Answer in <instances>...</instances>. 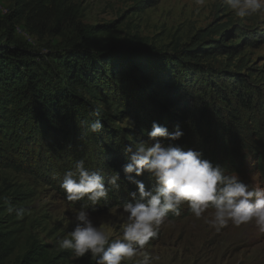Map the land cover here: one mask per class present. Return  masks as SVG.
<instances>
[{"label": "rangeland", "instance_id": "374dc122", "mask_svg": "<svg viewBox=\"0 0 264 264\" xmlns=\"http://www.w3.org/2000/svg\"><path fill=\"white\" fill-rule=\"evenodd\" d=\"M13 1L0 0V39L3 33L1 25L3 22L9 25L6 16L13 7ZM69 1L78 5L84 25L103 28L100 44L109 48L108 53L121 54L119 51L124 46L164 53L166 56L158 57L168 61L175 76L173 84L177 85H170L168 92L164 90V84L156 87L147 85L150 91L142 88L148 99V107H151L146 113V129L142 132L135 118L145 112L130 115L126 107L114 104L118 98L124 101L122 90L113 94L112 89L107 88L108 96L98 95L104 101L95 100L83 90H77L72 95V108L62 133L55 131L46 136L34 112L28 110L26 104L21 106L20 102H13L8 92L0 94V217L4 214L3 225L9 227L5 231H13V236L18 238V244L7 260L9 264H19L26 251L31 249L35 252L31 264H95L90 256L76 258L71 250L58 246V240L68 236L75 227V211L85 203L67 201L60 187L64 172L73 168L77 160L83 159L86 167L100 171L106 180L115 172L120 173V191H110L108 201L97 205V210L89 208L94 223L106 228L112 238H116L122 224L118 209L130 199L126 190H136L122 171V166L127 162L123 152L125 144L134 140L147 141L148 133L152 130L148 126L153 122L174 132L177 128L164 119L181 115L184 109L189 111L193 105H204L212 100V94L216 91L226 98L237 90L236 84L242 81L264 95V13L238 18L224 0H202L201 3L198 0ZM64 35L51 29L37 36L23 22L14 25V37L44 58L56 51L70 50V38ZM80 44H83V40L77 43V48H80ZM212 45L216 48H208ZM199 47L203 48L198 52L199 57H182L180 65L173 57H168L181 49ZM89 51L94 55L92 61H97L99 65L102 58L98 57L111 55L96 48ZM35 61L39 63L38 59ZM46 61L47 64L40 63L43 69L58 71L53 61ZM119 76L123 77L124 74ZM133 77L129 79L127 94L139 92L140 81ZM44 87L47 94L60 89L57 84ZM241 87L243 91L246 90L245 86ZM254 94L256 98L257 94ZM169 96L175 99L174 103L179 104L183 112L173 108V103H167ZM81 101L85 105L80 104ZM216 104L225 108L220 98ZM156 111H159V116ZM94 113H99V116ZM191 113L189 111L187 114ZM79 114L82 117H78ZM242 115L243 123L248 125V113L243 111ZM97 118L104 123L102 131L89 133L81 126V121ZM129 118L134 121L131 128ZM183 133L179 140L163 138L162 143L178 145L183 150H197L192 145L196 136L191 134L189 137L188 133ZM103 153H107V156ZM98 155L105 157L103 161H99ZM258 156V153L244 149L240 163L235 165L238 168L235 172L252 188L264 187V172L260 171L264 164H256ZM138 179L143 180L146 187L151 186L147 173ZM10 207L16 210L9 211ZM8 211L14 214L15 219L8 220ZM213 211L209 209L202 218L197 219L185 204L181 208V215L170 213L160 226L158 238L146 246L148 252L159 257L153 264H264V233L254 223L240 227L229 223L217 232L206 222ZM138 260L139 257L134 258L128 264H137Z\"/></svg>", "mask_w": 264, "mask_h": 264}, {"label": "trees", "instance_id": "16d2710c", "mask_svg": "<svg viewBox=\"0 0 264 264\" xmlns=\"http://www.w3.org/2000/svg\"><path fill=\"white\" fill-rule=\"evenodd\" d=\"M81 18L82 14L79 12L78 5L69 0H14L13 7L6 16L9 25L5 22L1 25L3 33L0 39V94L4 91L8 92L13 102H20L21 106L26 104L28 110L34 112L39 120L46 136L55 131L62 133L63 127L67 125L68 112L72 108L70 106L74 98L72 95L76 94L77 90H83L95 100H102L98 98V95L108 96L107 90L110 88L113 94L122 90L125 95L124 101L118 98L114 104L126 107L130 115L134 112L139 114L141 111L145 112L135 118L142 132L146 129L148 121L146 113L151 110L143 89L150 91L147 85L156 87L164 84V90L168 92L170 85H177L173 84L175 76L168 66V61L158 57L166 55L131 46L122 47L119 51L121 54L108 53L109 48L100 44V34L103 28H88L82 23ZM18 22H23L27 29L37 36L51 29L63 36L66 34L70 38L68 46L72 47H69L70 50L66 52L56 51L44 58L42 54L26 47L23 42L14 37V25ZM66 31L69 33H64ZM82 40L83 44L77 48L79 46L77 43H81ZM212 46L208 48H216ZM91 48L111 55H107L106 58L98 57L102 58V63L99 65L97 61H92L94 55L89 51ZM201 48L181 49L175 52V55L168 57H173L180 65L182 57L185 59L199 57L198 52L203 51ZM226 56L229 57V55ZM35 59H38L39 63ZM46 59L55 63L57 72H48L41 67L40 63L47 64ZM121 74L124 76H119ZM133 76L140 81L138 90L142 93L136 91L134 94H127L129 79L134 78ZM48 84L51 86L57 84L60 89L47 94L44 86ZM236 85L237 90L226 98L216 91L212 94L214 96L211 101H207L204 105H197V107L193 105L189 109L191 114H187L189 112L187 108L183 112L180 105L174 103V98L164 97L167 103H173L172 107L182 110L183 113L175 116L176 118L168 116L163 119L188 133L189 137L192 136L191 134L195 135L192 145L203 153V158L210 160L213 164H219L225 172L230 173L238 170L235 165L240 163L241 152L244 149L258 153L256 164L259 166L264 164V95L260 93L261 91L258 92L257 89L249 86L246 81ZM240 85L245 86L246 90L243 91ZM254 93L257 94L256 98ZM139 94L140 97H138ZM162 94L165 96V93ZM218 98L221 99V104H225V108L216 104ZM81 103L85 105L84 102L81 101ZM158 105L159 108H163L159 103ZM243 111L248 113L247 117L250 122L248 125L242 121ZM156 112V114L159 113V111ZM78 117H82L81 114ZM148 127L152 129V125ZM107 153H103L105 157ZM105 157L98 155L99 161H103ZM260 171L264 172L263 166ZM126 191L128 194V190ZM13 209L16 210V208ZM8 216L10 217L8 220L15 219L13 213L9 212ZM3 217H0V264H9L7 260L14 252L18 238L13 236V231H5L9 227L3 225ZM34 253V249L26 251L19 264H31ZM35 262L38 263L39 260Z\"/></svg>", "mask_w": 264, "mask_h": 264}, {"label": "clouds", "instance_id": "9594fccd", "mask_svg": "<svg viewBox=\"0 0 264 264\" xmlns=\"http://www.w3.org/2000/svg\"><path fill=\"white\" fill-rule=\"evenodd\" d=\"M224 3L238 18L264 13V0ZM94 115L98 117L99 113ZM81 126L89 133H98L104 123L97 118L81 121ZM133 126L129 118V127ZM183 135L179 128L169 132L167 127L153 122L147 141L134 140L123 146L127 162L122 171L136 190L128 192L130 199L118 209L122 224L116 238L94 223L89 208L97 210V205L108 201L110 191H120V173L106 180L100 171L86 167L83 159L77 160L73 168L64 172L60 187L67 201L85 203L75 211V227L58 240V246L71 250L76 258L90 256L95 264H128L137 257V264H153L159 257L148 252L146 246L158 238L160 226L169 214L181 215L185 204L197 219L213 209L206 222L217 232L229 223L235 227L254 223L264 233V187H250L235 171L226 174L222 166L203 158L198 150L162 143L163 138L176 141ZM145 173L152 182L150 187L138 179Z\"/></svg>", "mask_w": 264, "mask_h": 264}]
</instances>
